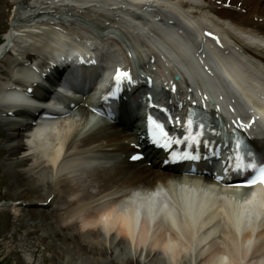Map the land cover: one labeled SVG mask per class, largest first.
Wrapping results in <instances>:
<instances>
[{
    "label": "bare ground",
    "instance_id": "6f19581e",
    "mask_svg": "<svg viewBox=\"0 0 264 264\" xmlns=\"http://www.w3.org/2000/svg\"><path fill=\"white\" fill-rule=\"evenodd\" d=\"M139 1L133 7L128 0H11L16 8L10 16V28L0 46V63H10L15 76H32L31 71L24 73V69L18 65V59L25 55L26 44H32V48L37 49L39 61L45 64L48 56L59 51L61 43L73 39L78 44L86 41L90 48L97 47L102 56L108 55L111 61L116 60L115 53L123 56L128 50L131 51V46L141 62L146 64L148 59H154L155 66H158L162 59L159 51L148 46L150 32L147 26H134L132 22L139 25L142 22L133 20L131 14L135 11L144 15L151 7L149 10H156L157 15L167 16L164 20L166 27L160 28L167 42L161 53H178L176 46L183 47L187 52L197 51L198 45L191 30L168 23L175 19L169 12L170 7L179 5L199 22L203 16H207L202 23L204 27L211 25L212 19L217 30L229 40V46L222 52L223 58L233 68L235 60L240 62V67H245L246 73L239 83L243 93L247 95L252 89L253 95H258L255 86L259 83L253 82V73L264 78V43L260 39L264 35V0H230L229 8L224 7L227 0ZM151 1L153 6L146 4ZM45 34H49L48 43L44 42ZM11 51L15 57H12ZM202 57L206 58L205 55ZM174 63H165L166 73L180 75L172 65ZM0 82L5 84V81ZM194 82L201 81L194 79ZM214 86L222 89L224 96L232 98L235 90L229 86L227 88L226 81L220 76L216 77ZM7 94L10 93H4V90L0 92V102H4ZM87 114L83 108L81 117ZM13 118L0 115V123L8 132L5 146L8 155L3 164L10 177L13 205L20 207L14 212L22 214L20 216L24 219L27 234L41 241L45 249L51 252V261L56 264H209L205 251H224L218 246L219 241L224 247L235 244L230 234L218 230L221 226L214 224L216 218H211L198 234L214 225V238L207 237L194 247L184 244L175 252L161 247L159 243L169 232L157 229L158 224H154L156 220L166 219L176 225L181 218L164 212L161 202L154 198L135 201L140 207L147 208L152 224L150 227L144 225L137 241L132 233L136 234L138 228L133 230L123 214L130 209L128 188L140 183L151 184V179L163 180L172 174L162 170L157 162H152L148 168V160L138 165L127 162V165L121 164L119 169L109 167L118 156L129 158L130 151L133 152L136 146L135 139L127 136L118 126L89 129L91 132L81 139L86 133L87 124L73 123L62 126L58 135L55 129H49L46 135L32 134L28 139L23 124L15 122ZM175 193L187 200L182 206H188L180 209L184 216L190 212L189 209L192 211L190 203L197 201L198 196L217 200L221 197L212 189L206 191L197 183L188 185L187 181L185 187L173 189ZM222 193L228 197L234 195L235 204L238 203L236 197L244 196L236 191ZM118 203V208H112ZM0 208L6 209L3 204ZM194 211L198 212L196 207ZM137 213L138 220L145 216L141 209ZM259 241L264 243L262 237H259ZM260 252H255L248 261L247 256L240 260L229 253V257L223 258H228L229 264H264V258H259L264 253V244Z\"/></svg>",
    "mask_w": 264,
    "mask_h": 264
},
{
    "label": "rangeland",
    "instance_id": "374dc122",
    "mask_svg": "<svg viewBox=\"0 0 264 264\" xmlns=\"http://www.w3.org/2000/svg\"><path fill=\"white\" fill-rule=\"evenodd\" d=\"M10 0H0V43L10 27V16L13 12ZM0 126V138L5 135ZM3 142L0 144V150ZM6 153L0 152V201L11 202L10 177L2 162ZM34 194V192H33ZM23 218L0 212V264H56L51 261L48 249L43 250L36 237L27 235Z\"/></svg>",
    "mask_w": 264,
    "mask_h": 264
},
{
    "label": "snow or ice",
    "instance_id": "6c2138e0",
    "mask_svg": "<svg viewBox=\"0 0 264 264\" xmlns=\"http://www.w3.org/2000/svg\"><path fill=\"white\" fill-rule=\"evenodd\" d=\"M121 77L127 78L129 80L131 79L130 76H129V74L127 72H122L121 70L117 69V73H116V77H115L117 83L120 82ZM191 123H192V121L189 120V124H191ZM156 128L160 129L159 135L161 137H166L167 136V134L163 132V129H162V127L160 125H156ZM155 142L158 143L159 140L157 139ZM165 146H168V145L166 144ZM139 158L140 157L139 156H136V155H134V156L131 157V159H134V160L135 159H139ZM176 158H178L177 157V154L173 153V159H176ZM179 158H190V159H193V160L199 159L198 156H192V155L187 154V153L185 154L184 157H179ZM239 167H240V165L237 164V168H239ZM246 167H250V168L256 169V165H254V164L246 165ZM217 179H219V177H217ZM256 183L264 184V166H260L259 167V169L257 170L256 175H254L250 179H248L246 181L245 186H251V185H254Z\"/></svg>",
    "mask_w": 264,
    "mask_h": 264
}]
</instances>
